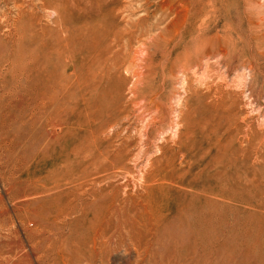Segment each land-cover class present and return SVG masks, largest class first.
Instances as JSON below:
<instances>
[{"label": "rangeland", "instance_id": "obj_1", "mask_svg": "<svg viewBox=\"0 0 264 264\" xmlns=\"http://www.w3.org/2000/svg\"><path fill=\"white\" fill-rule=\"evenodd\" d=\"M0 264H264V0H0Z\"/></svg>", "mask_w": 264, "mask_h": 264}, {"label": "bare ground", "instance_id": "obj_2", "mask_svg": "<svg viewBox=\"0 0 264 264\" xmlns=\"http://www.w3.org/2000/svg\"><path fill=\"white\" fill-rule=\"evenodd\" d=\"M206 206H207V205H206ZM223 219H224V218H223ZM213 221H214V220H213ZM214 222H215V221H214ZM211 223H212V222H210V224H211ZM224 223H225V222H224ZM221 224H222V223H221ZM228 224H229V223H228ZM203 226H205V225H203ZM212 226H213V225H212ZM219 226H220V225H219ZM219 229H220V228H219ZM222 230H223V229H222ZM247 234H248V233H247ZM247 234H246V235H247ZM193 235H194V234H193ZM192 237H193V236H192ZM229 238H232V237L229 236ZM229 240H230V239H229ZM230 242H231V241H230ZM233 243H235V241H234ZM236 244H237V243H236ZM233 246H234V244H233ZM237 246H238V245H237ZM237 246H236V247H237ZM239 247H240V245H239ZM232 248H233V247H232ZM239 250H240V248H239ZM243 250H244V249H243ZM241 251H242V247H241ZM247 262H248V261H247Z\"/></svg>", "mask_w": 264, "mask_h": 264}]
</instances>
